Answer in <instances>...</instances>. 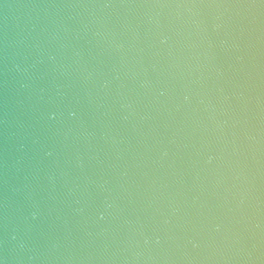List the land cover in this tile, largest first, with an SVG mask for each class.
Listing matches in <instances>:
<instances>
[{
	"label": "water",
	"instance_id": "water-1",
	"mask_svg": "<svg viewBox=\"0 0 264 264\" xmlns=\"http://www.w3.org/2000/svg\"><path fill=\"white\" fill-rule=\"evenodd\" d=\"M0 264H264V0H0Z\"/></svg>",
	"mask_w": 264,
	"mask_h": 264
}]
</instances>
